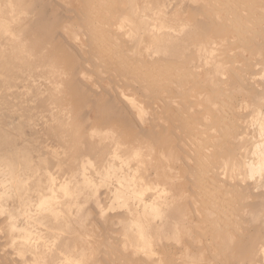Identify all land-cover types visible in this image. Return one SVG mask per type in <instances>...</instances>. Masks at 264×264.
Masks as SVG:
<instances>
[{"label":"rangeland","instance_id":"374dc122","mask_svg":"<svg viewBox=\"0 0 264 264\" xmlns=\"http://www.w3.org/2000/svg\"><path fill=\"white\" fill-rule=\"evenodd\" d=\"M0 264H264V0H0Z\"/></svg>","mask_w":264,"mask_h":264},{"label":"bare ground","instance_id":"6f19581e","mask_svg":"<svg viewBox=\"0 0 264 264\" xmlns=\"http://www.w3.org/2000/svg\"><path fill=\"white\" fill-rule=\"evenodd\" d=\"M100 6H101V5H100ZM104 42H105V41H104ZM104 42H103V43H104ZM100 44H101V43H100ZM184 46H185V45H184ZM106 47H107V46H106ZM181 50H182V49H181ZM221 69H222V68H221ZM221 73H222V72H221ZM215 74H216V73H215ZM230 107H231V106H230ZM199 179H200V178H199ZM208 185H209V184H208ZM206 195H207V194H206ZM225 197H226V196H225ZM213 198H214V197H213ZM227 206H228V205H227ZM219 207H220V206H219ZM222 207H223V206H222Z\"/></svg>","mask_w":264,"mask_h":264}]
</instances>
